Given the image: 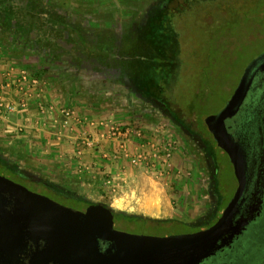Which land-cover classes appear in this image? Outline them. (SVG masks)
Here are the masks:
<instances>
[{
  "label": "rangeland",
  "instance_id": "1",
  "mask_svg": "<svg viewBox=\"0 0 264 264\" xmlns=\"http://www.w3.org/2000/svg\"><path fill=\"white\" fill-rule=\"evenodd\" d=\"M4 41L21 45L33 61L41 58L44 80L56 79L65 88L77 77L82 90L98 96L99 111L113 125L132 124L166 145L165 171L146 172L173 207L172 218L164 222L174 227L167 225L163 234L177 236L188 227L211 224L221 195L227 203L236 188L233 169L220 151L225 121L220 114L228 100L240 99L255 84L249 74L264 61V0H0ZM26 63L33 66L30 59ZM263 91L264 84L256 97ZM199 121L203 124L197 127ZM0 161L23 180L100 205L102 212L110 208L109 200L102 204L77 191L72 173L65 177L58 167L43 168L30 156L2 147Z\"/></svg>",
  "mask_w": 264,
  "mask_h": 264
},
{
  "label": "crops",
  "instance_id": "2",
  "mask_svg": "<svg viewBox=\"0 0 264 264\" xmlns=\"http://www.w3.org/2000/svg\"><path fill=\"white\" fill-rule=\"evenodd\" d=\"M29 59L33 66L26 63ZM43 69L41 58L33 61L21 45L0 42V149L26 154L43 168L58 167L65 177L72 173L69 179L77 191L102 204L109 200L108 207L114 211L156 221L171 219V201L151 176L156 172L147 175L150 170L144 165L132 166L122 156V143L131 154L150 152L151 146L162 150L166 145L161 147L151 132L143 134V129L134 130L129 123L121 126L131 130L129 138H111L110 128L118 126L99 111L98 96L82 90L77 77L65 88L56 79L44 80ZM65 107L78 119L68 127L62 123ZM83 130L96 147H86ZM155 163L159 166L160 160Z\"/></svg>",
  "mask_w": 264,
  "mask_h": 264
},
{
  "label": "flooded vegetation",
  "instance_id": "3",
  "mask_svg": "<svg viewBox=\"0 0 264 264\" xmlns=\"http://www.w3.org/2000/svg\"><path fill=\"white\" fill-rule=\"evenodd\" d=\"M151 47L149 52L154 53L156 48ZM250 76L248 81L253 77L255 84L250 83L248 92L246 90L240 99L228 100L220 114V120L225 119L219 129L224 137V149L220 151L226 154L233 169L236 188L227 203L221 195L213 221L207 226L188 227L191 230L183 234L167 236L163 234L167 222L160 224L143 218L124 223L117 216H110L68 193L52 189L41 191L46 187L42 182L25 179L22 181L28 185L25 186L12 178L8 180L42 196L56 209L53 222L84 246L87 252L83 260H87V264H264V91L261 97L255 95L257 88L264 84L263 60L255 64ZM205 136L210 141L209 136ZM219 191L222 193L221 187ZM234 200V222L248 219L249 223L231 239L224 233L222 245L197 262L194 253L199 248L194 247L195 242L176 239L196 236L215 226ZM116 224L158 232L162 236L133 235L116 228ZM169 226L174 227V224ZM232 227H236V223Z\"/></svg>",
  "mask_w": 264,
  "mask_h": 264
},
{
  "label": "water",
  "instance_id": "4",
  "mask_svg": "<svg viewBox=\"0 0 264 264\" xmlns=\"http://www.w3.org/2000/svg\"><path fill=\"white\" fill-rule=\"evenodd\" d=\"M235 202L209 230L176 239L195 242L197 262L222 245L224 233L231 239L249 223L248 219L234 222ZM55 210L42 196L0 176V264H87L84 246L53 222Z\"/></svg>",
  "mask_w": 264,
  "mask_h": 264
},
{
  "label": "built area",
  "instance_id": "5",
  "mask_svg": "<svg viewBox=\"0 0 264 264\" xmlns=\"http://www.w3.org/2000/svg\"><path fill=\"white\" fill-rule=\"evenodd\" d=\"M26 78L23 77V81H25ZM14 106L8 107L9 111H12ZM12 109V110H11ZM63 120L62 123L65 127L70 126L73 121L78 120L75 113L71 110H65L62 112ZM109 136L111 138H116L119 140H126L129 138V135L131 133L130 129H125L121 127H111L109 130ZM142 134V132H140ZM82 136L86 137L85 139V145L86 147H96V142L93 139V137L87 132L86 130H83ZM149 151H141L137 154H131L129 150L125 147V143H122V156L124 159L128 160L129 163L132 166L138 167L140 165H144V168L150 171H155L158 175H162V172L165 171V168L168 166V158L170 157L169 152L167 149L160 150L158 147H152ZM154 148V149H153ZM159 149V150H158ZM155 159H159L160 163L159 166H156Z\"/></svg>",
  "mask_w": 264,
  "mask_h": 264
},
{
  "label": "trees",
  "instance_id": "6",
  "mask_svg": "<svg viewBox=\"0 0 264 264\" xmlns=\"http://www.w3.org/2000/svg\"><path fill=\"white\" fill-rule=\"evenodd\" d=\"M259 5V2H257L256 3V5ZM260 5H261V1H260ZM135 53V52H134ZM134 53H132V54H134ZM181 106V105H180ZM195 106V105H194ZM194 106L192 105L189 109L191 110V112L193 113V114H195V112H194ZM170 109V111H171V113L173 114V115H175V117H177L178 119H180V117H179V115L177 114V112L176 111H174V110H172V108H169ZM196 121H198V120H196ZM201 125V124H203V123H200V121H199V123L198 122H196V125H197V127H198V125ZM0 169H2L0 172H1V177H4V178H7V179H10V178H12L13 180H21V181H25V180H23V178L21 177V174L19 173V172H17L16 170H14V169H11L7 164H5V163H3V162H1L0 161ZM15 178V179H14ZM31 185V184H30ZM29 185V186H30ZM28 186V185H27ZM42 190L41 191H43V190H49L50 188H48V187H42L41 188ZM90 205H92L93 207H98L99 208V206L100 205H97V204H90ZM106 212L110 215V216H117L118 218H120L124 223H128V222H132V221H136V220H142L143 218L142 217H137V216H130V215H127V214H124V213H120V212H117V211H114V210H112L111 208H107V210H106ZM149 221H151V222H155V223H160V224H163V223H165L164 221H156V220H151V219H148ZM171 224V222H167V225H170Z\"/></svg>",
  "mask_w": 264,
  "mask_h": 264
}]
</instances>
